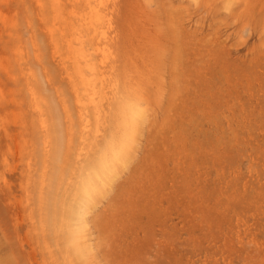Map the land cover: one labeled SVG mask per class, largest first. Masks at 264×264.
I'll list each match as a JSON object with an SVG mask.
<instances>
[{
    "label": "rangeland",
    "instance_id": "obj_1",
    "mask_svg": "<svg viewBox=\"0 0 264 264\" xmlns=\"http://www.w3.org/2000/svg\"><path fill=\"white\" fill-rule=\"evenodd\" d=\"M84 13L0 0V264H79L48 208L128 97L145 120L86 215V264H264V0H112L105 69ZM88 80L107 92L98 115L81 110Z\"/></svg>",
    "mask_w": 264,
    "mask_h": 264
},
{
    "label": "bare ground",
    "instance_id": "obj_2",
    "mask_svg": "<svg viewBox=\"0 0 264 264\" xmlns=\"http://www.w3.org/2000/svg\"><path fill=\"white\" fill-rule=\"evenodd\" d=\"M111 1L112 0H84L85 13L81 15L83 26H85L93 35V37L98 40L96 47L94 48V52L96 53V56L99 57L98 60L99 61L98 65H100L99 69L104 68L107 65V60L109 59V55H110L106 40H108L109 38L108 36L110 33L109 29L111 22L109 21V19L106 18V13L109 8V2ZM75 41H77V38L68 41V44H70L69 47H71ZM77 56L82 57V54L80 55L78 54L76 55V57L73 58H78ZM89 71L93 72V68H90ZM82 87H83L82 97L86 102V104H83L81 110L85 111L89 105H92L96 114L99 113L100 110H102L101 108L102 101H105V99H107L106 97L107 92H103V91L99 92L96 89V83L93 80L91 81L88 80L84 82L82 84ZM125 97H127V95H125ZM122 100L123 101L118 107L117 110L118 113L116 114L115 117V122H114L115 133L112 136H110L105 142L103 141L104 144L102 146V149L100 148V150L96 152V155L92 161L89 162V160L87 159L88 163L86 162L85 166H81L80 168L81 171L79 173V180L75 184H73L74 189L71 192L72 197L65 202V201H59L58 199L60 198L57 199L55 197L56 191H54L55 193L53 192V196L52 194L49 195L52 196L54 200L53 203L49 205L50 206L48 208L49 216L46 220L47 221L46 223L50 228H52V230H54V233L57 228L61 230L60 231L61 238L63 239L64 242V248L66 249V254H67L66 256L69 257V259H71L72 261L79 262V264H86L87 259L89 257L88 245L82 242L84 239L86 215L88 211L95 205L97 198L99 196H102L106 192L107 187L111 185L112 182H114L121 166L126 164V162L129 160L131 155L132 145L135 141L136 134L139 132L140 127L145 120V112L143 109L139 108V106L136 103V100L131 99L129 97L123 98ZM85 123H87V121ZM87 133L89 132H86V134ZM62 149H63L62 139H60L59 137L54 142L53 161H55L56 164H59V162L65 156V150L63 151ZM57 169H54L55 171L53 172L54 173L53 176L55 175L56 172L60 171V169H58V171ZM53 176H51L52 183L54 182V180H56L55 177L53 178ZM70 187H72V185ZM53 188L57 189L56 186ZM59 229H57V231Z\"/></svg>",
    "mask_w": 264,
    "mask_h": 264
}]
</instances>
